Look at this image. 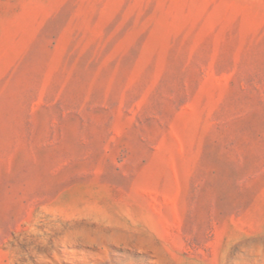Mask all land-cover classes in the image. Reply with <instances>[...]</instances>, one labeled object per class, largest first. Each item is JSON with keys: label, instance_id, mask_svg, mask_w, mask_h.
<instances>
[{"label": "rangeland", "instance_id": "obj_1", "mask_svg": "<svg viewBox=\"0 0 264 264\" xmlns=\"http://www.w3.org/2000/svg\"><path fill=\"white\" fill-rule=\"evenodd\" d=\"M0 264H264V0H0Z\"/></svg>", "mask_w": 264, "mask_h": 264}]
</instances>
